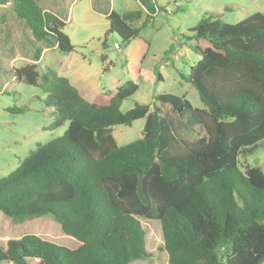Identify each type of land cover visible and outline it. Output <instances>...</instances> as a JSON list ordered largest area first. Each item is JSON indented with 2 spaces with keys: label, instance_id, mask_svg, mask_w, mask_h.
<instances>
[{
  "label": "trees",
  "instance_id": "16d2710c",
  "mask_svg": "<svg viewBox=\"0 0 264 264\" xmlns=\"http://www.w3.org/2000/svg\"><path fill=\"white\" fill-rule=\"evenodd\" d=\"M137 1L143 10L106 15L105 37L116 34L122 50L167 12L154 0ZM12 5L34 42L74 52L57 16L35 0ZM189 32L199 60L185 81L204 108L171 94L154 101L185 121L193 143L174 136L156 104L121 112L138 90L133 81L90 103L55 71L39 75V47L32 64L14 70L31 86L41 77L45 105L58 115L50 128L68 127L0 177V212L14 224L48 215L76 246L26 234L0 241V264H133L150 257L142 220L160 226L166 264H264V172L238 163L264 140V14L233 25L205 18ZM139 119L142 138L118 146L112 128Z\"/></svg>",
  "mask_w": 264,
  "mask_h": 264
},
{
  "label": "rangeland",
  "instance_id": "374dc122",
  "mask_svg": "<svg viewBox=\"0 0 264 264\" xmlns=\"http://www.w3.org/2000/svg\"><path fill=\"white\" fill-rule=\"evenodd\" d=\"M35 1L64 23L62 32L69 37L74 52L67 57L56 47L46 49L43 41L34 42L13 5L0 7V177L11 174L37 145L60 138L68 127L65 122L59 128H50L58 115L54 108L45 105L46 84L41 77L36 86L19 82L14 77L15 69L33 63L36 48L43 49L36 70L40 76L51 69L73 82L95 84L98 93L133 81L138 90L123 102L121 112H127L136 104L149 105L151 109L156 104L174 136L193 143L196 135L185 121L173 113L170 106L154 101L156 95L171 94L184 97L193 108H204L197 91L185 81L191 67L199 60L193 49L194 41L189 39L192 36L189 30L205 18L233 25L255 13L264 14V0H154L167 12L158 13L142 30L138 40L147 45L146 56L139 68L134 66L128 71L119 37L116 34L105 37L109 27L106 14L143 10L137 0ZM189 114L185 106L183 115ZM144 124L145 119H139L131 126H114L112 136L116 144L125 146L141 139ZM238 163L242 171L259 167L264 172V140L253 155L246 159L240 157ZM142 224L150 257L133 264H166L160 226L144 220ZM26 234L39 235L71 249L76 246V240L65 235L48 215L14 224L0 212V241Z\"/></svg>",
  "mask_w": 264,
  "mask_h": 264
},
{
  "label": "crops",
  "instance_id": "0c3cea01",
  "mask_svg": "<svg viewBox=\"0 0 264 264\" xmlns=\"http://www.w3.org/2000/svg\"><path fill=\"white\" fill-rule=\"evenodd\" d=\"M145 46H147V45L143 42H140L137 38V39L133 40L127 46V48L125 50H123V53L125 54L124 65L126 66L128 71H130V69L132 70L134 66H136L138 68L141 66V63H142L143 59L145 58L146 52H147V49ZM82 78L84 79L85 77L82 76ZM135 78L138 79L137 75H135ZM68 81L78 90L80 95L86 101H88L90 103L93 102L95 100V98L100 94L96 91L97 87L95 86V84L88 83L86 81L79 82L77 80L76 81L74 80V82H73L70 79H68ZM129 81H131V80H129ZM111 82L113 83V80ZM113 85H114V83H113ZM119 87H121V86H119ZM119 87H117L116 89H118ZM116 89H114V90H116ZM114 90H107V91H114ZM104 92H106V91H104ZM101 93H103V92H101Z\"/></svg>",
  "mask_w": 264,
  "mask_h": 264
},
{
  "label": "water",
  "instance_id": "95a60500",
  "mask_svg": "<svg viewBox=\"0 0 264 264\" xmlns=\"http://www.w3.org/2000/svg\"><path fill=\"white\" fill-rule=\"evenodd\" d=\"M12 4V0H0V7Z\"/></svg>",
  "mask_w": 264,
  "mask_h": 264
}]
</instances>
